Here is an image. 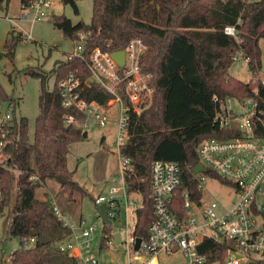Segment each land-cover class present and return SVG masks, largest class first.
Wrapping results in <instances>:
<instances>
[{
  "label": "trees",
  "instance_id": "obj_1",
  "mask_svg": "<svg viewBox=\"0 0 264 264\" xmlns=\"http://www.w3.org/2000/svg\"><path fill=\"white\" fill-rule=\"evenodd\" d=\"M77 1L62 0V3L69 4L74 14H78ZM19 2L24 9L32 0ZM51 21L73 43L80 32L88 34L86 58L96 47L109 52L121 50L133 38L141 39L146 46L139 65L141 72L152 75L153 98L139 116L130 115L128 138L120 149L131 165L125 178L126 189L141 197L134 235L145 241L153 221L151 164L175 162L180 167V186L170 209L181 215L182 191L200 196L193 178L198 144L240 134L233 127L219 128L214 123L218 107L226 99L237 102L252 99L264 111V84L259 78L264 0H92L89 24H73L63 15L55 14L51 15ZM226 27L235 29V38L224 34ZM14 41L13 37L8 39L4 49L10 52ZM238 55L245 57L251 76L246 83L229 75ZM69 73L82 82L90 76L79 58L55 64L51 90L45 87L44 76L31 73L41 78L32 139L28 137V122L21 117L6 149V167L0 168V213L7 212L6 234L19 238L22 244L10 254L9 264H76L57 248L69 230L54 216L48 200L36 196V191L50 180L71 193L89 197L94 204L95 197L73 180L74 173L67 168L69 145L83 140L81 129L65 125V116L74 111L62 107L57 88L58 82ZM83 96L99 104L110 98L94 85ZM11 98L0 87V100ZM208 174L217 178L212 172ZM31 175L37 178L36 182L29 180ZM30 239H34L33 246L24 248L23 244ZM111 239L113 229L103 225L99 251L107 248ZM226 249L227 245L212 240H205L199 247L208 264H222Z\"/></svg>",
  "mask_w": 264,
  "mask_h": 264
},
{
  "label": "built area",
  "instance_id": "obj_2",
  "mask_svg": "<svg viewBox=\"0 0 264 264\" xmlns=\"http://www.w3.org/2000/svg\"><path fill=\"white\" fill-rule=\"evenodd\" d=\"M58 2L62 0H32L28 8H21L30 12L31 16L23 12L21 17L32 25L51 12ZM224 34L236 37L233 27H226ZM87 38V33L80 32L72 52L67 54L65 60L81 59L90 76L82 82L69 73L58 82L57 88L62 107L74 111V114L65 116V125L82 131L87 129L88 121L94 122L98 128H106L108 124L115 126L117 174L113 176L112 186L107 193L95 197L94 206H106L112 225L117 224L120 229L119 244L127 252L131 250L147 258L155 257L159 252H181L186 264H208L206 255L199 251V247L205 240H212L227 245L222 264H264V111L257 102L252 99L238 102L248 106L243 113L231 108L222 109L221 105L218 107L214 123L219 128L233 127L240 134L222 140L208 139L198 144L196 155L204 172L193 174V178L200 196L182 191L181 215L174 214L170 209L174 193L180 186V167L175 162L154 161L151 164L153 221L148 228L147 239H140L139 248L135 251V240L138 238L134 235L136 211L141 207V199L133 198L135 193H129L126 189L125 178L131 165L121 155L120 149L128 138L130 115L139 116L150 106L153 98L154 87L150 84L152 75L141 72L139 65L146 46L141 39L133 38L121 50L109 52L96 47L86 58ZM23 40H31L30 35L26 34ZM117 51H123L121 66L111 57ZM240 56L246 62L245 57ZM91 85L110 95L105 104L84 98L83 93ZM17 107L18 102L13 97L0 100V168L6 167V149L21 118ZM209 172L217 178L210 176ZM207 178L227 188L228 191L222 193L219 200L204 196ZM29 180L36 182L37 178L31 175ZM45 199L57 220L69 230L68 235L57 243L59 251L67 254L76 264H99L92 251L96 227H86L82 219L71 221L62 214L53 197H43ZM1 200L0 193V203ZM112 242L113 239L108 244ZM33 244L34 239H30L23 247L30 248ZM137 257L140 255L134 256ZM128 264L136 263L129 261Z\"/></svg>",
  "mask_w": 264,
  "mask_h": 264
},
{
  "label": "rangeland",
  "instance_id": "obj_3",
  "mask_svg": "<svg viewBox=\"0 0 264 264\" xmlns=\"http://www.w3.org/2000/svg\"><path fill=\"white\" fill-rule=\"evenodd\" d=\"M76 6L78 14H74L69 4L64 5L58 2L51 12L31 25L21 17L23 12L28 13L29 16L31 13L22 11L19 0H0V87L6 95L17 100L18 115L26 118L28 122L29 139H32L34 121L38 115V95L41 87V78L32 76L31 73L36 72L44 76L45 87L51 90L55 78V64L58 61H65L67 54L72 52L74 47L70 39L64 38L61 31L53 27L51 15H63L73 24L78 22L89 24L92 0H78ZM26 34L30 35L31 40H23ZM11 37L15 38V41L14 47L9 52L4 49V44ZM260 47L262 67L259 77L264 81L263 42H260ZM229 75L244 83L250 80V73L240 55L229 68ZM221 108H231L237 113H243L248 106H243L233 99H226ZM83 133L85 136L83 140L69 147L67 168L74 173L73 180L84 187L92 197H96L107 193L112 186L113 176L117 174L115 126L108 124L106 128H98L94 122L88 121V127ZM219 184L207 178L204 196L210 200H219L220 195L228 191L226 187H220ZM36 196L42 200L43 197H53L60 211L67 218V211L74 209L75 219L81 218L86 227H96L92 251L96 254L99 264H126V255L130 262L136 264H142L148 260L146 255L131 250L127 252L124 246L114 241L111 244L107 243V248L99 251L103 225L89 197L81 196L77 192L71 193L70 189L61 187L57 182L50 180L46 182L45 187L36 191ZM132 197L141 199L137 193ZM6 219L7 212H1V264H9L10 254L22 246L19 238L6 234ZM111 228L113 231L120 230L117 224L111 225ZM135 255L140 257L134 258ZM157 257L158 264H186V258L181 252H159Z\"/></svg>",
  "mask_w": 264,
  "mask_h": 264
},
{
  "label": "water",
  "instance_id": "obj_4",
  "mask_svg": "<svg viewBox=\"0 0 264 264\" xmlns=\"http://www.w3.org/2000/svg\"><path fill=\"white\" fill-rule=\"evenodd\" d=\"M111 57L121 66L123 64V51H117V52H113L111 54ZM90 83L91 84H94V82L92 80H90ZM200 171H203L201 166L198 164L195 166L193 172L194 174L197 173V172H200ZM95 211L97 213V215L100 217L101 219V222H102V225H108V226H111L112 225V222L111 220L108 218L107 216V209H106V206L105 205H99V206H96L95 207ZM113 239L116 243H119L120 242V233L116 232L113 234ZM140 238H137L135 240V246H134V249L135 251L138 250L139 248V245H140Z\"/></svg>",
  "mask_w": 264,
  "mask_h": 264
},
{
  "label": "crops",
  "instance_id": "obj_5",
  "mask_svg": "<svg viewBox=\"0 0 264 264\" xmlns=\"http://www.w3.org/2000/svg\"><path fill=\"white\" fill-rule=\"evenodd\" d=\"M245 65H246V62H245ZM260 78V77H259ZM261 80V79H260ZM262 81V83L264 84V81L263 80H261ZM85 136H84V133H83V138H84ZM73 144V143H72ZM71 144V145H72ZM69 147H70V145H69ZM68 218L71 220V221H74V222H76V221H78V220H80V219H75V217L74 216H76V212H75V210L74 209H69L68 211ZM116 232H118V233H121L120 231H117V230H115L114 229V231H113V234L114 233H116ZM112 240V239H111ZM113 241H114V239H113ZM115 242V241H114ZM117 244H119V243H117ZM127 256V255H126ZM158 256V255H157ZM157 256H155V257H152V258H148V260H146L145 261V263H142V264H158V257ZM128 262H129V258L127 257V262H126V264H128Z\"/></svg>",
  "mask_w": 264,
  "mask_h": 264
}]
</instances>
